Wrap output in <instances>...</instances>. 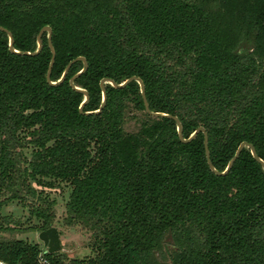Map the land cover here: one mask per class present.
Wrapping results in <instances>:
<instances>
[{
	"label": "trees",
	"instance_id": "16d2710c",
	"mask_svg": "<svg viewBox=\"0 0 264 264\" xmlns=\"http://www.w3.org/2000/svg\"><path fill=\"white\" fill-rule=\"evenodd\" d=\"M51 29V52L46 31ZM0 206L32 197L35 229L51 224L68 184L67 220L93 253L65 258L26 238H0L4 264H264V0H0ZM22 51V52H21ZM86 68L73 77L82 66ZM63 78L54 84L66 64ZM140 113L141 115L136 113ZM131 114V115H130ZM136 130L124 127L127 117ZM29 146L28 154L23 151ZM36 186H39L36 187ZM33 228V227H32Z\"/></svg>",
	"mask_w": 264,
	"mask_h": 264
},
{
	"label": "rangeland",
	"instance_id": "374dc122",
	"mask_svg": "<svg viewBox=\"0 0 264 264\" xmlns=\"http://www.w3.org/2000/svg\"><path fill=\"white\" fill-rule=\"evenodd\" d=\"M139 112L136 113V115ZM131 115V114H130ZM124 127L128 131L136 130L138 120L135 117H127ZM30 147H24L23 151L28 154ZM39 188V186H36ZM69 186L63 181H56L52 188L43 187L41 193H47L53 199V217L49 226H54L58 232L59 247L56 251L62 253L65 258L88 256L93 253L91 247L92 232L80 222L67 220L64 203L68 197ZM32 197L23 200L10 199L0 206V238L21 237L28 241L36 242L41 249L45 245L38 238V231L34 224L37 223L35 216L28 211L29 204L35 203ZM33 227V228H32Z\"/></svg>",
	"mask_w": 264,
	"mask_h": 264
},
{
	"label": "water",
	"instance_id": "95a60500",
	"mask_svg": "<svg viewBox=\"0 0 264 264\" xmlns=\"http://www.w3.org/2000/svg\"><path fill=\"white\" fill-rule=\"evenodd\" d=\"M0 29H3L7 33V36H8V47H9V49L12 50V51H14V52H20V51H17L16 49L12 48V45H11V34H10V32L7 29H5L4 27H2V26H0ZM43 31H46L47 45H48V47L50 49V52H51V58H50V61H49V67H50V65L52 63V59H53L54 52H53V48H52V45H51V42H50L51 29H50V27L48 25L45 24V25H42L39 28V30H38V32L36 34V48L34 50H32V51H23V52L33 54V53H36L39 50V48H40V34ZM76 59L82 61V66H81V68L74 75H72L71 77H69L68 82H69V84L74 89L81 91L82 94H83V99H82V101L80 102V104L78 106V109L81 110V105L87 99V92L83 88H81V87H79V86H77V85H75L73 83V77L77 73L83 71L86 68L87 62H86L85 58L83 56H81V55L74 57L72 60H76ZM72 60H70L66 64V66L64 67V69H63L60 77L56 81L49 80V69L50 68L48 67L47 72H46V76H45L46 77V81H48L51 84H54L55 82L60 81L63 78V76H64V74L66 72V69H67L69 63ZM132 79L137 80V82L139 83L140 92H141V95H142V99H143V104H144L145 110L148 113L152 114V115H156V116L163 115V116H168V117L173 118L175 120V122H176L178 136H179V139L181 141H184V142L189 141L199 131H202L203 132V134H204V150H205L206 160H207V163H208L209 167L211 168V170L214 171L216 174H225L230 169V167L232 166V164L235 161V159L238 157V155H239V153H240V151L242 150L243 147H248L250 149L253 157L257 161L260 162L262 168L264 169V160L257 154L254 145L252 143L248 142V141H245V140L241 141L238 144V146H237L234 154L229 159V161H228L227 165L225 166V168L223 170L216 169L213 166L212 161H211V158H210V152H209V148H208V133H207L206 129L203 126L199 125V126H197L193 130V132L188 137H184L183 134H182V124H181V121H180V119L178 118L177 115L170 114L168 112H163V111H153V110L150 109L149 104H148V101H147V98H146V95H145V88H144L143 81L137 75H131V76H129L128 78H126L125 80H123L120 83L114 81L113 79H111L109 77H102L99 80V86H100V89H101V101H100L99 106L95 109V111L100 110L101 107L104 106L105 99H106V91H105V86H104V83L105 82H110L115 87H122L126 83H128L130 80H132ZM37 235H38V238L42 241V244L45 245V247H46L45 250L46 251L52 252V251H56L58 249V247H59V237H58V232H57V230H56V228L54 226H48V227H46L44 229L39 230L38 233H37Z\"/></svg>",
	"mask_w": 264,
	"mask_h": 264
},
{
	"label": "built area",
	"instance_id": "2783aa9c",
	"mask_svg": "<svg viewBox=\"0 0 264 264\" xmlns=\"http://www.w3.org/2000/svg\"><path fill=\"white\" fill-rule=\"evenodd\" d=\"M38 260L40 261L41 264H48V261L42 256H39ZM0 264H4V263L0 260Z\"/></svg>",
	"mask_w": 264,
	"mask_h": 264
}]
</instances>
